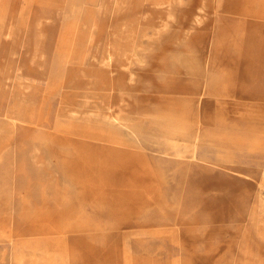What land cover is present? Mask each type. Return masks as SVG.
Wrapping results in <instances>:
<instances>
[{
  "label": "rangeland",
  "instance_id": "rangeland-1",
  "mask_svg": "<svg viewBox=\"0 0 264 264\" xmlns=\"http://www.w3.org/2000/svg\"><path fill=\"white\" fill-rule=\"evenodd\" d=\"M110 1L0 0L30 17L0 38V264H264V0H183L176 43ZM120 18L132 75L104 56ZM119 75L129 125L94 110Z\"/></svg>",
  "mask_w": 264,
  "mask_h": 264
},
{
  "label": "bare ground",
  "instance_id": "bare-ground-1",
  "mask_svg": "<svg viewBox=\"0 0 264 264\" xmlns=\"http://www.w3.org/2000/svg\"><path fill=\"white\" fill-rule=\"evenodd\" d=\"M182 1L183 0H111L110 1V13L112 14L113 17H115L117 13L123 11L124 9H127L129 5L139 7L140 8L139 11L142 12L138 20L139 24L144 25L147 28L148 27L152 28L153 30L152 31L153 33L148 34L149 36L147 35L149 38L148 40L151 42V41L158 39L159 36L162 34V32L166 31L167 29L171 28L173 30V28L174 29L177 27L179 28V26L175 27V25L178 23L176 22L177 14L175 13L176 11L175 6L176 4H180ZM200 6L207 7V6H210V4L208 3L206 4L202 2ZM144 8L145 10H143ZM146 8L150 10L148 11L149 13L146 11ZM212 14H213V10L212 11L209 10V13H204V10H203L202 18H199L198 15H195L194 13V15L190 19L192 22H194L195 26H197L198 28L200 27L201 22L207 23L208 20H210ZM131 20L132 19H130V21L128 22H131ZM29 22H30V17H26V18L24 17L20 20V22L18 21V18L16 17H10V18L0 17V38L17 40V38L20 35V31L22 30V28H25L27 25H29ZM126 24L127 22H125L123 18L119 19V23L117 26L119 28L116 31V33L113 34V36L110 38L109 42L105 45L104 56L106 57V60H107L106 62L109 63L110 65L112 66L119 65V63H121L125 59V56L127 53V46H130L131 47L130 52L132 56L134 57V60L133 61L130 60L126 65H124L123 70L131 72L132 64L136 61H140L142 59V56L140 55L138 51L139 49L136 48L135 46L136 44L133 41L134 37L130 33L131 27L129 25L127 26ZM189 28L190 27L186 26V29L188 30V32L185 31V33L182 36L181 35L179 36V40L181 39L180 40L181 42H189L193 40V37L190 36L191 32ZM140 33H141V38L142 36L144 37L146 35V34L145 35L142 34V31ZM164 34H165L164 40L172 39V41H174L173 39L176 37V34H178V32L176 33V31H174L173 34L171 35H168L166 33ZM177 38H178V35H177ZM179 40L176 39L175 43ZM131 75H132V72H131ZM116 82H117V85L120 86V88H117L115 90L116 92L111 94V98L113 97V100L106 103L105 106L98 103L96 100H94L96 103H98L95 106L96 109L94 110L96 111L104 110L105 111L104 115L108 117L109 119L116 121V122H121L124 125H129L130 121L132 120V113H131V110H127L125 107V101L127 100L126 98H124V96L127 91L125 89L129 87L132 88V84L129 79H123L121 75H119V78L116 80ZM121 88H123V91L120 90ZM117 92L120 93V100L118 102L114 100V95ZM87 101H88L87 99L84 100V102H87ZM70 105L78 106V104L73 105L71 103ZM78 107L79 109H82L84 108V105H80ZM101 150H107V148H104V149L102 148ZM125 172L129 174L131 173L130 171H125ZM126 173L123 172L124 177L122 179L117 180V178H115L112 184L121 185L122 188H126V189L131 188L133 185L129 184L130 181L128 180L129 178H127ZM140 183L141 182L137 180V184H140ZM106 188H110V187H106Z\"/></svg>",
  "mask_w": 264,
  "mask_h": 264
},
{
  "label": "crops",
  "instance_id": "crops-1",
  "mask_svg": "<svg viewBox=\"0 0 264 264\" xmlns=\"http://www.w3.org/2000/svg\"><path fill=\"white\" fill-rule=\"evenodd\" d=\"M114 92H116V91H114ZM112 98H111V95H110V99H111L110 101H112ZM124 98H126V100H127V101H125V107H126V109L127 110H132L133 106H132V100H131V97H130V91L129 92L126 91ZM114 100L117 101V102L120 100V93L119 92H117L114 95ZM140 184H142V182ZM112 185H113V187H112L113 189H121L125 193V195H129L131 197L130 194H133V191H134L133 187H131L129 189H126V188H122L121 185H118L121 188L117 187V184H112ZM138 196L140 197L139 199H142L144 197V195H143L142 192Z\"/></svg>",
  "mask_w": 264,
  "mask_h": 264
}]
</instances>
